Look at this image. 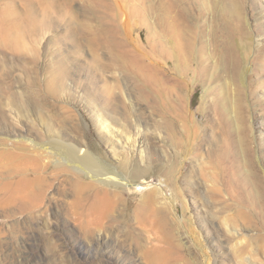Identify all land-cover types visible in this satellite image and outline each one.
<instances>
[{
    "label": "rangeland",
    "instance_id": "1",
    "mask_svg": "<svg viewBox=\"0 0 264 264\" xmlns=\"http://www.w3.org/2000/svg\"><path fill=\"white\" fill-rule=\"evenodd\" d=\"M33 1L0 0L13 37L0 43V115L12 108L23 121L35 117L39 128L62 124L107 170L125 177L138 168L131 179L141 176L148 187L119 192L101 224L90 207L92 190L79 193L63 179L47 189L51 203L45 197L40 207L21 210V196L30 187L3 184L9 170L30 163L6 151L12 146L1 135L0 264H264V0L179 1L176 10L192 12L202 30L197 47L202 65L194 80L151 59L180 78L155 93L118 64L119 57L136 67L137 61H148L149 42L172 45L155 25L148 0ZM56 11L61 19L45 27ZM237 17L243 25L239 38L257 39L248 44L253 71L247 89L232 83L227 72L213 77L210 56V26L222 31L224 18L237 24ZM49 32L57 42L35 43ZM67 170L70 178L88 179ZM155 185L163 193L144 203L143 194ZM94 187L103 188L98 182ZM10 193L14 198L6 202ZM99 231L107 234L104 242L91 246Z\"/></svg>",
    "mask_w": 264,
    "mask_h": 264
},
{
    "label": "bare ground",
    "instance_id": "2",
    "mask_svg": "<svg viewBox=\"0 0 264 264\" xmlns=\"http://www.w3.org/2000/svg\"><path fill=\"white\" fill-rule=\"evenodd\" d=\"M179 1H182V0H148L150 7L152 9H155L156 11L155 25L159 27L160 32L163 33L165 37H169L172 40L171 47H167L166 45H163L162 44L163 42L161 41H159V43L147 41L149 42L148 44L149 54L147 55L148 61H146V59L144 61H137L139 65L138 67L134 65V62H123L121 57H119L118 59V64L122 66L126 71L131 72L132 76L136 78L137 77L141 78L143 89L149 88L148 93L159 92L161 91L162 89L161 86H163L164 83L176 81L180 79L178 77H175V76H172L166 73L165 72L166 69L172 70L175 73V75L181 76L182 78L186 76H189L194 80L198 78V69H199V66H201L202 64H199V53H198L197 47H198V41L202 39L201 35L203 33H202V30H198V25L196 23V17L192 15V12H190L189 10H186L183 7H180L179 9L176 10V7L179 6ZM33 4L35 5V2ZM41 4L42 3H39V5ZM1 5L2 4L0 3V43L6 44L8 43L7 41H9L12 37L11 30L9 29L11 28V26L9 25V23L5 22L6 20H8L5 18L6 16L5 11L7 9L5 7H2ZM119 6H121L120 3L117 4L118 8ZM29 8L31 7L29 6ZM133 11H136V8H133ZM31 12L32 11H30V15H32ZM39 12L41 11L39 10ZM33 19L36 20V18L34 17ZM41 19H43V17ZM41 19H38V20L42 21ZM58 19H61L60 11H56L53 15L49 14V16L46 18V21H45V24H47V26L45 27H48L50 24H55ZM35 22H36L35 24H37V21ZM143 23L146 24L147 20L143 19ZM39 25L37 24V26ZM28 26L31 28L30 25ZM242 26H243L242 20L239 17H237V24H234L228 19L224 18V25H223L222 31H220L217 28V26H210L208 37H209V41L212 47V53L210 54V56L212 58L213 77L216 74H221L220 72H227L231 77L232 83H234L235 85L237 83H240V84L242 83L243 88L247 89V87H249V84H248L249 76L253 71V67H252L253 52H250V49H249L250 46L248 44L255 45V43H257V39L255 35L250 34L248 36V40L243 42L238 36V29H242L243 28ZM250 30H253V27L250 28ZM45 38L47 41H50L53 43L58 41L56 38V34L54 33L51 34L50 32L47 34V36L44 35L40 37L38 35L37 37L34 38V41L38 45L41 42H43ZM15 40L17 41V39ZM10 41L12 42V40ZM74 42L76 44H74V46L71 47L70 51L75 53L76 51L75 46L77 45V42H78V39L76 37L74 39ZM61 43H64V41L61 40ZM135 48L136 50L139 51V47L137 44H135ZM19 50H21V48ZM65 51H67V48H65ZM60 53L61 52L59 51V54ZM135 57L137 58L138 56H135ZM151 59L162 61L165 64V67H164L165 70L163 68L162 69L158 68L151 61ZM71 63L74 66V69L77 70L78 66H76V62L75 63L71 62ZM169 63H171V66H169ZM95 66H96V63H95ZM146 71H148L147 75H145ZM85 78L86 77L84 76V80ZM127 100L129 101L130 106H133V103L131 102V98L127 96ZM18 106H23L22 108L24 110L26 109L24 108L25 105L22 102H20ZM223 109H226V107H224ZM26 114L28 115V113ZM98 117L101 121L103 122L105 121L101 118V116L98 115ZM40 119L43 120L42 116L40 117ZM136 121H137L138 130L141 131V128H140L141 123L138 120ZM39 125H42V123H40ZM39 125L36 122L35 117L34 118L31 117L27 121L21 120V118L17 116L16 112L12 108L8 113L4 112L3 115H0V136L1 135L5 136L3 138L8 137L7 144H10L12 146V147H4V149L6 151L14 152L18 155L19 154L23 155L24 157H26L27 162L30 163V164L28 163L26 164L29 165V167L31 166L30 171H29L31 173L26 172L28 169V167H26V164L25 166H18L17 168H13L9 170L6 174V182L3 184V187L8 186L10 188H15V189H19V188L25 189L26 187H30L21 196L22 200L24 201V203L21 205V210L25 209V210L31 211L32 209L38 207V205L40 207V203L46 197L45 195H46L47 189L51 188L52 185H54V181L55 182L58 181L57 183H60L59 182L60 179H63L66 182L70 181L72 185H74V187L79 191V193L83 192V190L85 189L92 190L91 195L88 196L89 198L92 199L90 207L96 215V219H97L96 224H101L102 220L105 217H107V212H109L112 209V207L115 205V202L120 198L119 192L123 190L138 191L142 189L143 187L144 188L148 187L147 182L144 181V179H140L142 178L141 176L139 177L137 176V181L131 179V176H133L132 174H136L138 168L136 171L134 170L127 171V173L125 174L126 175L125 177H122L120 175H117L107 170L104 166H102L97 161V159L87 149L86 143L78 139L77 137H75L73 134H71L68 131L69 129L64 128L65 127L64 125L52 124L54 126H49V123H48L47 124L48 126H44V128H41V127L39 128ZM28 134H30L33 137L28 136ZM37 135H40L42 138L45 137V139H42V140L36 139L37 137H39ZM127 139L129 138L127 137ZM121 147L123 148L124 145ZM145 147L146 145H145L144 140H141L139 142V150H140V154L142 158H143V154L146 153L144 152ZM13 148L19 150L20 153H17ZM50 166L53 167L51 171L48 170ZM72 168L83 172L84 175L88 179L82 180L77 177L70 178L68 175L67 169H72ZM43 173H46V176H44ZM29 175H32V177L30 178ZM49 179L52 180L53 183H49L48 181V184H46L47 180ZM97 182L102 184L103 188L99 189L97 187H94L96 186ZM139 185L140 187H138ZM162 193L163 192L161 191V189L155 185L153 188L152 187L149 188L145 192V194H143V199H144L143 202L152 203L154 199L156 198V196ZM53 194L54 193H52L51 196H53ZM13 198H14V194L10 193V196L6 197L5 201L9 202ZM52 199L53 198L46 197V200L48 203H51ZM48 203H45V204H48ZM0 205H1V201H0ZM43 209L42 211L39 210L40 213L43 212ZM44 213L45 212H43V214ZM234 230L232 231L233 234L235 233ZM103 232L102 233L101 231L97 232L98 238L96 241H93L91 243V246L104 242L105 236L107 234H103ZM112 240L113 239H110V241Z\"/></svg>",
    "mask_w": 264,
    "mask_h": 264
}]
</instances>
